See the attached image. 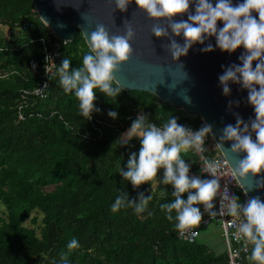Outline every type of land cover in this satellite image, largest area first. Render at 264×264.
Listing matches in <instances>:
<instances>
[{"label":"trees","instance_id":"1","mask_svg":"<svg viewBox=\"0 0 264 264\" xmlns=\"http://www.w3.org/2000/svg\"><path fill=\"white\" fill-rule=\"evenodd\" d=\"M0 26L16 30L13 36L0 35V264H227L224 246L215 251L199 235L192 243L176 237L175 212L169 221L161 209L174 200L170 185L157 182L151 191L152 181L133 189L123 180L120 169L127 170L140 142L133 138L125 144V129L103 125H117L136 110L157 126L175 117L181 125L200 129L198 118H187L146 92L122 90L108 97L95 89L99 111L89 122L80 114L75 93L63 91L58 73L44 98L26 96L18 120L20 97L43 76L44 50L38 39H55L30 0H0ZM89 53L76 31L61 45L58 64L67 58L70 70L82 67ZM112 87L117 86L112 82ZM109 111L118 117L110 118ZM181 158L196 171L189 150ZM123 192L130 198L143 192L152 199L140 214L131 207L113 212ZM236 197L245 202L240 192ZM28 218L32 228L24 226ZM73 239L79 247L69 250ZM249 257H241V264H254Z\"/></svg>","mask_w":264,"mask_h":264},{"label":"clouds","instance_id":"2","mask_svg":"<svg viewBox=\"0 0 264 264\" xmlns=\"http://www.w3.org/2000/svg\"><path fill=\"white\" fill-rule=\"evenodd\" d=\"M131 3L132 0H114L115 8L121 12L127 11ZM135 3L150 20L157 22L152 27V35L158 39H169V43L163 47L174 60L186 56L194 44L203 45L207 38L213 37L216 47L223 52L234 53L241 47L244 49L239 57L240 63L225 68L218 79L225 96L230 94L229 85L232 83L247 91L248 103L254 109L255 119L245 122L237 116L235 125L228 124L222 129L215 146L225 152V142H231L228 152L235 157L241 153L246 154L236 161L233 168V174L241 182H246L249 174L257 176L264 172V0H243L236 4L233 0H216L215 3L211 0H135ZM193 7L194 12L190 11ZM185 14L187 20L174 19ZM218 23H222L223 27L218 28ZM169 29L176 37L183 35V45L169 37ZM86 38L91 52L84 55L82 67L70 70L71 61L65 58L58 67V73L63 91L75 93L81 116L90 119L94 111H99L95 107V89L108 97L120 95L122 87L113 88L112 82L116 80L114 74L133 54L131 42L135 33L131 27H126L123 35H112L103 24H99ZM202 51H213L212 44H207ZM47 87L45 84L44 89ZM108 116L116 119L118 113L109 111ZM209 136H213V129L207 123L193 131L172 117L162 126H157L141 113L122 134L125 144L136 138L140 147L138 153L130 154L127 170L121 168L120 176L130 182L133 189H138L156 179L158 171L163 169V179L158 182L172 187L174 200L162 204L161 209L169 221L173 220L172 214L175 212V227L181 233L200 225L203 218L201 206L211 217L224 215L225 210L234 217L242 215L244 219L238 232L245 246L248 243L252 245L249 259L254 264H264V201L257 196L241 204L240 199L234 195L222 196L219 210H214L218 194L229 193L227 185L221 192L220 179L217 177L223 162L202 156V172L212 178L201 179L200 176L190 175L191 165L181 158V152L190 149L202 154L206 150L204 145ZM256 187L264 188V181H258ZM185 194L187 199H184ZM225 198L228 200L226 206ZM151 199V194L140 192L136 198H130L123 192L112 205V211L131 207L140 214L145 211ZM191 235L196 236L198 233L192 232ZM67 247L72 250L79 247V244L73 239Z\"/></svg>","mask_w":264,"mask_h":264},{"label":"water","instance_id":"3","mask_svg":"<svg viewBox=\"0 0 264 264\" xmlns=\"http://www.w3.org/2000/svg\"><path fill=\"white\" fill-rule=\"evenodd\" d=\"M30 2L39 21L55 38L70 42L78 31L90 52L86 36L95 30L97 25L103 24L112 35H123L126 27H131L135 33V38L131 42L133 54L114 74L116 80L113 83L117 87L121 86L125 92L149 93L158 101L180 110L185 117L198 118L202 125L205 123L211 125L215 137L211 136V139L215 145L222 129L228 124L235 125L237 116L245 122L255 119L254 109L248 103L247 91L240 85L232 83L229 85L230 94L225 96L218 79L225 68L240 63L239 57L244 52L242 47L234 53L223 52L216 47L214 37L207 38L203 45L194 44L186 56L174 60L163 47V45L166 47L169 39H158L152 35V27L157 22L150 20L146 13L140 11L135 0H132L125 12L115 8L114 0H30ZM211 2L215 3L216 0ZM240 2L243 0H233L234 4ZM190 11L194 12V7ZM253 15L256 16V13ZM174 19L187 20V15ZM219 27H223L222 23H218ZM169 37L181 45L184 43L183 35L176 37L170 29ZM209 43L212 44L213 51L203 52L202 49ZM253 139L255 140V134ZM230 146L231 142H225V152L218 147L216 149L233 172L236 161L246 154L241 153L239 157H235L227 150ZM235 179L246 201L257 196L264 201V188L256 187L258 181H264V172L257 176L249 174L246 182H241L236 176Z\"/></svg>","mask_w":264,"mask_h":264},{"label":"built area","instance_id":"4","mask_svg":"<svg viewBox=\"0 0 264 264\" xmlns=\"http://www.w3.org/2000/svg\"><path fill=\"white\" fill-rule=\"evenodd\" d=\"M54 37V36H53ZM53 39H43L39 38L38 42L41 44L43 50H44V65H43V76L42 80L36 84V86L31 91H24L22 96L20 97L21 100H23L22 104L18 107L17 112V118L18 120H22L23 115L21 113V108L23 107L24 101L26 96L30 95L35 98H44L46 96V89H44L45 84H48L49 80L53 78L55 75L58 74V67H59V51L61 48V45L65 41L58 40L54 37ZM48 50V51H47ZM48 58H51L49 60ZM143 113L141 110H136L132 112L130 115H128L122 122L118 123L117 125H108L106 123H103L104 126H107L110 129L119 130V129H126L127 126H131V123L133 120L136 119L138 115ZM144 114V113H143ZM88 121H91V118L88 119ZM97 120H94V123H97ZM100 123V122H98ZM189 128V127H188ZM192 129V128H190ZM193 131L199 130V129H192ZM205 151L201 154L195 149H190L191 155L195 159V165H196V171H190V175L200 176L201 179H211L212 177L209 176L206 173L202 172V168L204 166V159H202V156L204 158L210 159V160H218L223 162L222 168L217 173V177L220 179V185H221V192H223V188L225 185H227L229 193H219L217 196V199L215 201L216 208L214 210H219V204L221 197H228L230 195L236 196L238 192L241 193L240 188L238 186V183L235 179V176L229 167L227 161L219 154L218 150L216 149L215 144L213 143L211 136H209L205 141ZM206 171V169H205ZM242 195V193H241ZM243 200L246 202L245 198L242 195ZM228 200L227 198L224 199L225 206L227 205ZM243 216H231L227 214V211L225 210L224 215H216V216H209L208 218L201 221L200 225L197 228L194 229H188L181 233L176 229V237L185 242V243H192L195 241V239L198 237L192 236V232L198 233V228L201 225H206L209 223V221L213 220L217 223V226L220 231V238L222 241V244L225 249L226 253V259L227 264H241V257H247L251 253L252 245L250 243L245 246V241L241 237V235L238 232L239 225L243 222ZM245 247H247V250H245Z\"/></svg>","mask_w":264,"mask_h":264},{"label":"rangeland","instance_id":"5","mask_svg":"<svg viewBox=\"0 0 264 264\" xmlns=\"http://www.w3.org/2000/svg\"><path fill=\"white\" fill-rule=\"evenodd\" d=\"M15 34H16V30H9L6 27L0 26V35L1 36L9 37V36H13ZM127 130L128 129H126V131ZM126 131H124L123 133H125ZM122 134H121V139L124 140L125 138L122 137ZM47 189L50 190V187L47 188ZM202 213H203L202 220H204V219L209 217L208 213H206L204 211H202ZM33 215L34 214L32 213L29 218H31ZM0 217H1V214H0ZM37 217H38L37 225H39V216H37ZM29 218L24 222V226L28 227V228H32L33 226H31L29 224V221H28ZM199 233H200L199 239L204 244L209 246L211 249H213L215 251L223 249V245L221 243V238H220V232H219L218 228L216 227V222L215 221H213V220L209 221L208 226H206L204 228H202V227L200 228L199 227Z\"/></svg>","mask_w":264,"mask_h":264},{"label":"crops","instance_id":"6","mask_svg":"<svg viewBox=\"0 0 264 264\" xmlns=\"http://www.w3.org/2000/svg\"><path fill=\"white\" fill-rule=\"evenodd\" d=\"M130 128V126L129 127H127L126 129H129ZM126 129L124 130V131H126ZM122 141H124L123 139H121ZM184 151H182L181 153H183ZM159 173H160V170L158 171V175H157V178L156 179H154V180H152V187H151V191L155 188V186H156V184H157V182L159 181ZM203 221V220H202ZM209 224V223H208ZM208 224H206V225H201V226H204V227H206V226H208ZM200 226V227H201ZM218 227V226H217ZM219 229V228H218ZM220 232V231H219ZM198 235L200 236V233H199V228H198Z\"/></svg>","mask_w":264,"mask_h":264}]
</instances>
